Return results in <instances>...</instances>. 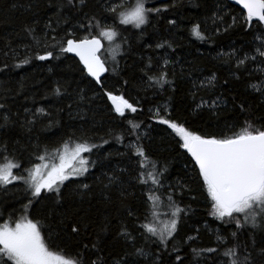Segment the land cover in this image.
Wrapping results in <instances>:
<instances>
[{"label": "snow or ice", "instance_id": "snow-or-ice-1", "mask_svg": "<svg viewBox=\"0 0 264 264\" xmlns=\"http://www.w3.org/2000/svg\"><path fill=\"white\" fill-rule=\"evenodd\" d=\"M234 4L241 7L240 19L244 30L252 37L251 49L235 56V73H239L235 78L240 80L245 73L253 77L258 72V83L249 81L248 87L264 98V67L255 72L250 68L252 63L264 65V0H234ZM175 7L176 0L163 7L149 6L148 0H48L47 8L53 9V12L43 21V29H39L40 18L24 24L22 28L36 43H45L44 54H21L12 48L11 41L6 43L7 50L4 51L5 59L0 72L30 64L32 59H59V55L55 54L57 48L59 53H71L78 57L83 66L80 69L82 77H90L99 86L102 93L100 98H106L111 103L110 111L115 113L114 118L121 125H127L120 135L115 136L116 142L123 144L126 137L132 139L128 140L127 151L120 153L127 156L128 167L120 168L119 174L114 172L109 176L104 173L103 178L97 177L101 186L100 195L105 203H113V188L119 193L117 199L123 212L120 213L118 208V214L106 217L101 226V232H107L115 220V240L119 242L118 246L114 245L111 251L102 255V240L97 234L96 240L90 243L78 242L77 246L69 249L68 245L57 241L65 235L79 236L85 229H82L80 222L70 218L66 211H57V207H62L73 196L83 201L93 194V184L82 178L90 176V168L96 166V161L89 158L94 150L103 148L110 141L101 136L99 139L102 143H95L84 132L79 136L72 132L67 139L60 141H48L37 135L34 144L30 143L21 149L19 141L11 142L4 137H9L17 127L26 133H33L40 117L49 121L43 125V131H50L59 121L44 107H25L21 119L19 110L14 111L8 102L9 96H0V130H3V136H0V160L3 161L0 163V191L7 194L10 191L9 185L17 188L24 185L23 200H27V203L21 201V214L18 217L17 209L13 207L8 212V218L0 223V264H264V124L257 126L255 121L246 119L243 124H225L215 132H198L173 119L167 104L155 109L149 108V118L155 117L156 123L167 126L176 141V148L182 149L183 155L190 158L185 159L184 163L185 166L191 165L190 171L194 173L192 180L171 184L165 175L168 171L166 166L159 167L158 161L151 165L145 163L152 158L142 143L144 137L138 131L140 123L129 118V114L144 111L142 101H149V89L156 90L155 94L160 95L169 90L175 93L181 87L175 82L177 73L174 68H169L171 61L163 58L161 63V58L149 56L145 63L143 53L139 54V62L133 60L146 94L140 97L137 93L139 98L134 102H130L124 94L117 95L106 89V74L118 76L122 71L117 54H120L121 59L125 55L131 58V43L123 35L128 30L127 26L143 31L150 19ZM227 7L231 8L232 4ZM220 11L222 6L217 5V10L209 17L215 25L212 31L216 35L220 33L217 20L224 22ZM73 20L75 23L71 30L62 27ZM231 20L232 23L224 28L225 32L239 23L235 16ZM167 23L179 29L176 19H168ZM81 29L85 35L78 36L77 32ZM191 34L205 42L214 38L206 35L199 23L192 26ZM38 36L42 39L37 40ZM49 39L51 43H47ZM102 40L107 41L108 48H104ZM125 44L128 48L122 51ZM147 47L152 48V45ZM102 48L108 52V57L103 56ZM109 48L112 49L110 52ZM155 49L175 51L167 38L158 41ZM18 57L20 63L9 64V59L15 60ZM179 78H185L183 70ZM216 80L215 73H210L199 84L191 81L189 94L194 102L192 111L218 112L223 101L220 97L213 98L210 91L215 87L213 82ZM128 83L127 79L123 80V85ZM68 87L67 82L57 81L52 95L61 99L70 97L72 93ZM201 90L208 93L207 99L200 96L197 100ZM6 91L11 93L12 90ZM82 93L83 89H79L77 95L83 98ZM171 99L169 96V101ZM66 107L71 116L73 103H67ZM239 107L245 111L244 104ZM56 160L59 162L56 163ZM124 173H128L127 179ZM192 182L199 186L204 196L207 215L221 226L214 230L215 245L193 247L188 244L189 241L199 239V227L192 229L196 235L187 232L184 236L180 235L181 227L186 226L188 210L180 206L177 197L182 200L185 192L191 194L194 191ZM137 185L142 186L139 197L135 191H130ZM192 199H196V196L193 195ZM42 205L48 211L41 210L34 214L33 210L40 209ZM161 208L165 211L161 212ZM6 212L7 209H0V218ZM162 216L166 219H162ZM183 244L188 247L184 254L181 247ZM151 245L156 247L152 248Z\"/></svg>", "mask_w": 264, "mask_h": 264}, {"label": "trees", "instance_id": "trees-1", "mask_svg": "<svg viewBox=\"0 0 264 264\" xmlns=\"http://www.w3.org/2000/svg\"><path fill=\"white\" fill-rule=\"evenodd\" d=\"M172 2L173 0H148L149 6L155 5L156 7H163L164 4ZM176 2L177 7L169 8L168 12H162L159 16L150 19L149 25L144 26L143 31L135 29L131 25L127 26L128 30L123 35L131 43V58L125 55L121 59L120 54H117L116 58L120 61L122 71L118 76L107 73L108 79L104 81L107 90H112L117 95L124 94L130 102H134L139 98L137 93L140 97L146 94L138 79L140 72L133 64V60L139 62V54L143 53L145 63L149 56L154 59L161 58V63H163V58L171 61L169 68H174L177 73L174 78L175 82L181 87L175 93L169 90L160 95L155 94L156 90L149 89L147 92L149 101H142L144 111L129 114V118H134L137 123H140L138 131L144 137L142 143L152 158L145 163L151 165L152 162L158 161L159 167L166 166L168 171L165 175L168 178L167 182L171 184L192 180L194 173L190 171L191 165L185 166L184 163L185 159L190 158L183 155L182 149L176 148V141L167 126L156 123L155 117L149 118V108L155 109L167 104L173 119L185 123L187 127L198 132H215L219 128H223L225 124H243L246 119L255 121L257 126L264 124V98L248 87L249 81L258 83L256 77L259 73L256 72L253 77H249L245 73L240 80L235 78L236 75H239V73H235V56L249 51L251 49L250 41H252V37L244 30L243 21L240 19L241 7L235 5L232 0H176ZM47 3L48 0H0V66L3 65L5 59L4 51L7 50L5 45L8 41H11L12 48L17 49L21 54L25 52L29 56H34L37 52L44 54L45 43H36L31 36H27L22 31V28L24 24L32 23L40 18L39 29L42 30L43 21L53 12V9L47 8ZM230 3L232 7L228 8L227 5ZM217 5L222 6L220 15L224 16L223 23L217 20L220 25L218 35L213 33L212 29L215 25L212 19H209L213 11L217 10ZM232 16L237 17L239 23L225 32L224 28L232 23ZM168 19H176L179 29L169 25ZM73 23H75L74 20L69 24H63L62 27L71 30ZM196 23L202 25L206 35L214 38L206 42L196 39L191 34V28ZM77 35L82 36L85 33L81 29ZM163 38H167L172 43L175 51L155 49V44ZM40 39L42 37L38 36L37 40ZM47 43H51L50 39ZM149 44L152 45V48L147 47ZM127 48L128 45L125 44L122 51ZM55 54L60 58L51 61L32 59L30 64L20 68L10 67L4 72H0V96H9L8 102L14 111L19 110L21 119H23L25 107H44L46 111L52 113L55 119H58L59 124L50 131H43V125L49 121L40 117V122L36 124L33 133H26L17 127L9 134V137L4 138L10 139L11 142L19 141L18 146L21 149L26 148L30 143L34 144L37 135L47 138L48 141H60L67 139V136L72 132H75L77 136L84 132L95 143H102L99 139L101 136L110 141L109 144H104L103 148L94 150V154L89 158L96 161V166L90 168V176L82 178L87 183L93 184V194L83 201L78 196H73L71 200L65 201L62 207H57V211H66L70 218L80 222L82 229H85L82 230L81 235L76 237L65 235L57 243L66 244L71 249L73 246H77L78 242L90 243L96 240L97 234H99L104 249L102 255H106L114 245L118 246L119 243L115 240L116 222L113 220V225L107 232H101V226L106 217H114L118 214V208L120 213L123 212V209L117 199L119 193L116 188H113L111 192L113 203L107 204L103 201L97 177L103 178L104 173L109 176L114 172L119 174L120 168L128 167L127 156L120 155V153L127 151L126 145L132 137H126L123 144L116 142L115 136L120 135L127 125H121L120 121L114 118L115 113L110 111V102L106 98H100L102 93L99 86L90 77H82L80 69L83 66L77 58L70 53H59L58 48L55 49ZM230 54L233 55L230 56ZM8 62L10 65H15L21 60L18 57L15 60L9 59ZM109 67H111V60H109ZM260 67H264V65L258 63L250 65L254 72ZM182 70L185 77L183 80L179 78ZM210 73H215L217 77V80L213 82L215 87L210 90L211 95L213 98L220 97L223 103L217 113H209L207 110L194 112L192 111L194 102L189 94L191 81H196L199 84L209 77ZM124 79L129 81L127 85H123ZM57 81L68 83V91L72 93L70 97L66 96L61 99L52 95V89L56 87ZM165 88L168 86L165 85ZM79 89H83L81 94L83 98L77 95ZM6 90L12 91L9 93ZM16 92H19V95H16ZM45 96L48 98L45 99ZM169 96L172 97L170 101ZM200 96L207 99L208 93L201 90L197 95V100ZM67 103H73L71 116L66 107ZM240 104L245 105V111L240 110ZM60 108L64 110L58 111ZM106 133L111 134L106 135ZM0 136H3V130H0ZM25 157H27V153H25ZM2 162L0 160V163ZM127 177L128 173H124V178L127 179ZM23 187L26 186L20 185L17 188L9 185L10 191L7 194L0 191V209H7L5 215L0 218V223L8 218V212H11L13 207L17 209L16 217L21 214L19 211L21 201L27 203V200H23ZM141 187L137 185L130 191H135L136 196L139 197ZM191 187L194 189L191 194L185 192L182 200L177 197L180 206L188 210V215L185 217L186 226L181 227L180 235L184 236L185 232L189 235H196L192 229L199 227V239L195 242L189 241L188 244H192L193 247L215 245L214 230L221 226L218 221H214L207 215L204 196L200 193L199 186L192 182ZM193 195L196 196L194 200L192 199ZM41 210L47 212L48 208L42 205L40 209H34L33 213ZM160 211L163 212L165 209H160ZM161 218L166 219L163 216ZM205 224H207V228H205ZM177 243L180 242L177 241ZM151 247L155 248L156 246L151 245ZM181 247L182 254L188 251L187 244H183Z\"/></svg>", "mask_w": 264, "mask_h": 264}, {"label": "rangeland", "instance_id": "rangeland-1", "mask_svg": "<svg viewBox=\"0 0 264 264\" xmlns=\"http://www.w3.org/2000/svg\"><path fill=\"white\" fill-rule=\"evenodd\" d=\"M103 42H104V44H105L104 48H108V43H107V41H106V40H103ZM112 47L114 48L115 45H113ZM111 50H112L111 48L108 49L109 52H110ZM102 54H103L104 57H108V52H105L104 49H103V51H102ZM109 60H110V58H109ZM85 155H87V154H85ZM55 162L58 163L59 161L56 160ZM161 209H163V208H161ZM1 223H3V222H1Z\"/></svg>", "mask_w": 264, "mask_h": 264}, {"label": "water", "instance_id": "water-1", "mask_svg": "<svg viewBox=\"0 0 264 264\" xmlns=\"http://www.w3.org/2000/svg\"><path fill=\"white\" fill-rule=\"evenodd\" d=\"M233 2H234V0H232ZM102 43L104 44V42H103V40H102ZM102 51H103V48H102V50H101V53H102ZM71 54V53H70ZM71 55H73L74 57H75V55L74 54H71ZM75 58H77L78 60H79V58L78 57H75ZM111 104V103H110Z\"/></svg>", "mask_w": 264, "mask_h": 264}]
</instances>
